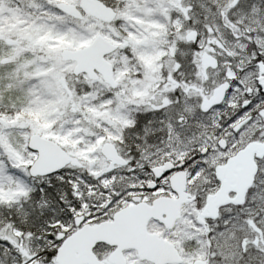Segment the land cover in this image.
Instances as JSON below:
<instances>
[{"label": "snow or ice", "instance_id": "1", "mask_svg": "<svg viewBox=\"0 0 264 264\" xmlns=\"http://www.w3.org/2000/svg\"><path fill=\"white\" fill-rule=\"evenodd\" d=\"M0 264H264V0H0Z\"/></svg>", "mask_w": 264, "mask_h": 264}]
</instances>
